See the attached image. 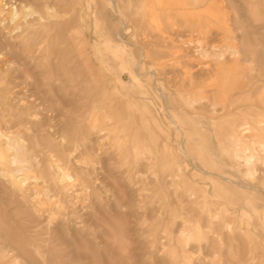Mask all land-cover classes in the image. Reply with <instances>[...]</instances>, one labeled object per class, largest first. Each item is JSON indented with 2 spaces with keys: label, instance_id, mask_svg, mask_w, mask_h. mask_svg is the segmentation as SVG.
Listing matches in <instances>:
<instances>
[{
  "label": "rangeland",
  "instance_id": "rangeland-1",
  "mask_svg": "<svg viewBox=\"0 0 264 264\" xmlns=\"http://www.w3.org/2000/svg\"><path fill=\"white\" fill-rule=\"evenodd\" d=\"M0 264H264V0H0Z\"/></svg>",
  "mask_w": 264,
  "mask_h": 264
},
{
  "label": "bare ground",
  "instance_id": "bare-ground-1",
  "mask_svg": "<svg viewBox=\"0 0 264 264\" xmlns=\"http://www.w3.org/2000/svg\"><path fill=\"white\" fill-rule=\"evenodd\" d=\"M144 56H145V55H144ZM121 78H122V77H121ZM170 120H171L172 123L175 125V127H177V126H176V123H175V121H174V117H173V116L170 117ZM177 128H178V130H179V127H177Z\"/></svg>",
  "mask_w": 264,
  "mask_h": 264
}]
</instances>
